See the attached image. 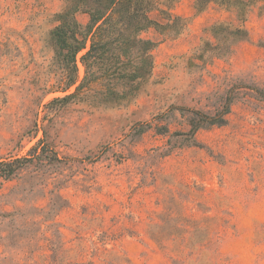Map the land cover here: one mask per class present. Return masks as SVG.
<instances>
[{"label":"rangeland","instance_id":"374dc122","mask_svg":"<svg viewBox=\"0 0 264 264\" xmlns=\"http://www.w3.org/2000/svg\"><path fill=\"white\" fill-rule=\"evenodd\" d=\"M153 2L176 30L142 33L150 75L105 105L52 100L64 0H0V160L32 157L0 181V264H264V0Z\"/></svg>","mask_w":264,"mask_h":264},{"label":"trees","instance_id":"16d2710c","mask_svg":"<svg viewBox=\"0 0 264 264\" xmlns=\"http://www.w3.org/2000/svg\"><path fill=\"white\" fill-rule=\"evenodd\" d=\"M211 1L215 0H198V4ZM153 4V0H64L63 7L54 13L55 24L47 37L58 72L53 91L64 93L52 100L74 98L116 105L133 97L150 75L151 51L156 45V41L142 33L153 28L162 34L175 31L177 26L178 17L171 18L169 14L165 23L153 19L149 14ZM79 13L87 15L85 23L77 18ZM78 63L82 66V75ZM222 98L221 109L215 113L191 110L190 128L185 133L188 144H197L198 129L224 124L231 100L227 96ZM157 130L159 134L168 133L167 127ZM36 147L31 150L34 156L40 155ZM46 147L40 145L42 150ZM30 160L32 157L0 160V181L11 179L23 168L24 161Z\"/></svg>","mask_w":264,"mask_h":264}]
</instances>
